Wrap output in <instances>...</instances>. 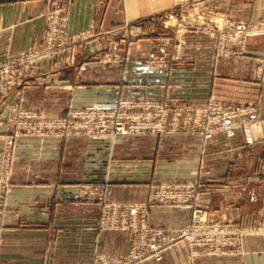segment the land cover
I'll return each mask as SVG.
<instances>
[{
    "label": "crops",
    "instance_id": "0c3cea01",
    "mask_svg": "<svg viewBox=\"0 0 264 264\" xmlns=\"http://www.w3.org/2000/svg\"><path fill=\"white\" fill-rule=\"evenodd\" d=\"M50 1L0 0V60L7 53H18L42 40ZM193 1L213 3L226 16L244 21L257 18L264 4V0ZM173 7L172 0H71L68 31L85 33L87 38L73 45L80 63L70 68L61 63L27 68L4 94L0 93V158L7 140L5 117L13 100L21 108L47 114L121 96L158 97L178 87L188 88L186 93L199 104L210 97L232 103L256 100L261 122L252 129V143L243 134L234 138L220 134L206 144L197 136L147 137L136 143L120 137L112 162L118 164L123 151L131 158L148 155L153 139L159 159L141 164L145 167L142 177L156 178L165 175L160 169L163 155L171 151L170 145H178L181 158L177 162L184 167L176 175L190 176L192 182L200 178V207L214 217L229 221L249 218L264 226V66L260 62L264 41L248 43L243 54L221 56L213 39L193 33L189 35L185 63L175 64L165 56L171 41L159 37L126 41L115 32L125 24L149 30L155 25L152 18ZM105 52H121L127 59L123 66L110 63L103 69L99 62L88 61ZM91 65L93 68H89ZM86 81L92 83L87 85ZM106 145L84 137H51L43 143L33 138L18 141L13 164L15 185L9 197L10 226L0 264H46L51 259L60 264L87 262L94 252L122 253L127 249L126 234L98 231V205L71 199L80 180L69 184L64 179L87 175L86 146H90L88 154L98 158L107 151ZM147 181L114 180L107 186V199L143 202L149 194ZM192 215L193 210L187 207L159 205L151 211L150 219L155 225L185 224ZM140 264H264V233L248 236L242 254L192 256L185 245H177L166 251L163 260Z\"/></svg>",
    "mask_w": 264,
    "mask_h": 264
},
{
    "label": "rangeland",
    "instance_id": "374dc122",
    "mask_svg": "<svg viewBox=\"0 0 264 264\" xmlns=\"http://www.w3.org/2000/svg\"><path fill=\"white\" fill-rule=\"evenodd\" d=\"M172 1L174 6L173 10L150 20L155 24L153 28L151 27V29L149 30H138L136 27L130 24H125L121 28H118L115 32L122 40L126 41H133V39H143L148 37H159L160 40L166 39V41H171V48L168 52H166L165 56L168 59L170 58L167 61H171L175 64L185 63L183 62V60L185 61L184 58L187 57L186 53L188 49L187 43L189 40V35L193 33L201 36H208L210 39H213L216 42L217 52L221 56L243 54L246 51L248 43L259 39L264 41V4L257 18L251 21H244L226 16V14L221 13L217 9L215 4L210 3L211 5H208L206 4V1L187 0L185 1V4L176 3L175 0ZM70 2L71 0H51L49 2L47 12L45 13L46 30L42 40L27 49L21 50L18 53H7L0 60V93L4 94L7 89L13 85V82H16L19 76L23 74L27 68L41 66L42 64L47 63H49L51 66L61 63V65L66 68L78 66L77 64L80 63V58L78 59L77 52L75 53V48L73 47V45L82 40H86L87 38H85V33L70 34L68 31L67 10ZM33 50L37 51L35 52V57H31V55L29 54V52ZM126 59V54L124 55L121 52L117 55L105 52L104 54L99 53L96 56L91 57L90 59H88V61L92 63L99 62L100 64H98V66L103 69L108 68L110 63H115L118 67L123 66ZM260 62L261 67H263L264 55L260 58ZM89 68H93V65H91ZM102 82H108V80H103ZM85 83L88 85L92 82L86 81ZM182 90L185 91L183 92ZM186 92H189L188 88L178 87L176 88V90L171 89L169 91H166V93L162 96L158 97L147 95L121 96L117 99L108 100L105 102H96L92 104L81 105L78 107L70 106L63 112L54 114H47L45 112H42L41 110L27 109L25 107H22V109L33 110L35 112L37 111L44 117L49 119L66 120L72 110L90 106L93 104L113 103L121 100H129L132 98H146L156 101L165 100L172 106L192 107L199 114H202L205 109L204 107L212 102L220 103L225 106H256L259 114L257 124L252 126V128H250V130L248 131H246L244 128H241L235 135L236 137L238 134H243L246 136L249 143H252V140L250 138L252 129L261 122L259 103L256 100L232 103L210 97L203 104H199L188 95L189 93L187 94ZM107 97L110 98V96ZM17 105L20 106V103L17 102V100L15 102L13 100L5 117V135L7 137V140L4 143L3 154L0 158V258L1 249L4 243V236L5 233L8 232L7 229L10 226L8 223V211L10 210L9 197L11 196L12 187L13 185H15L13 182V164L16 159V145L21 138H33L39 141V143H43L45 139L51 138L47 137L40 140L34 135H25L24 131L18 129L16 126V119H18L16 111L19 107ZM192 114L194 117V112ZM184 117H186V114L184 115ZM55 131L61 133L62 129H57ZM180 131L181 133L176 134L157 135L154 133H146L145 135H130L120 137H126L131 142L136 143V140L139 141L138 139L147 137L158 139L161 137L197 136L202 140L203 144H206L215 136L220 134L224 135L227 138H231L224 133H217L211 139L206 140L198 133L195 134L184 132L182 130ZM53 138H58L60 140L67 139V137L65 136H54ZM84 138L90 140L85 136ZM117 140L114 144L109 141L96 140V142H103L107 144V151H102L101 156H98V158L92 153L88 154V152H90V146H86V155H84L86 166L84 173L87 175H85V177L70 176L67 179L66 177L64 179L66 180L65 183L69 184L80 180L78 185L75 186V194L73 193L70 195L71 199L77 203L98 205V231L121 232L126 234L128 237V247L122 253L103 254L100 252H94L90 261L64 264H97V260H99L100 257L104 258L105 256H126L130 254L131 247L134 242V233L132 232V230L116 229L112 228V226H117L118 223L120 224L124 221L127 224L134 222L137 218H134L130 214V208L134 207L135 204L145 205V213L149 214L148 219L146 217L147 223L142 224V214L144 213V209L139 211L137 220L138 222H136V224L141 230L143 226L162 230H168L173 227L180 228L182 230L185 228H191V231L193 233L192 241L182 239L175 245L168 247L167 250L177 245H185L187 251L192 256L223 257L242 254L245 251L246 238L248 236L260 234L262 232L264 233V226L255 223L252 219L244 218L238 221H229L224 217L218 218L216 216H211L208 211L198 205L200 190L199 184H201V182L199 181L200 178H195V180L192 182L190 176L176 175L177 171H180L181 168L184 167L177 162L178 159L181 158L180 149H177L178 145H170L169 148L171 151L165 153L166 155H163L162 160L160 161H163V167L161 166L160 169L163 170L162 173L164 172L165 175L158 176L156 178H148L147 176L142 177V173L144 172L145 167L141 163H144L145 161V163H148V160L159 159L157 156H155L156 151L153 139L148 145V155H134L131 158L129 156L126 157L125 152L123 151V157H118L120 158V162H118V164H114V162L112 161H114V158L117 156L115 150ZM168 142L169 141H167V143ZM173 147H175V150H173ZM99 161H101V164L98 163ZM186 168H189L188 165ZM95 171L97 172L96 176H94ZM113 175L116 176L114 177ZM114 180H131L135 182L148 180L146 182L149 187L147 200L143 202L109 201L106 196V189L108 184L112 183ZM159 205H175L187 207L193 210V215L190 221L185 224L155 225L151 222L150 214L153 208ZM148 214H146V216ZM204 216L207 218V225L201 223L199 224L198 222V219ZM223 226H228L233 229L236 228L237 233L231 236H223L221 232ZM212 227L218 228L216 230H213ZM167 250H165L164 255ZM150 259L156 260L153 257H150L145 261ZM145 261H142L140 263H143ZM46 264L60 263H56L51 259L47 261Z\"/></svg>",
    "mask_w": 264,
    "mask_h": 264
},
{
    "label": "built area",
    "instance_id": "2783aa9c",
    "mask_svg": "<svg viewBox=\"0 0 264 264\" xmlns=\"http://www.w3.org/2000/svg\"><path fill=\"white\" fill-rule=\"evenodd\" d=\"M185 1L187 0H175L179 4H185ZM35 52L37 51L29 52L31 57H35ZM18 107L20 109L16 111L18 115V119L15 118L16 126L24 131L25 135H34L40 140L54 136L67 138L85 136L90 140L109 141L112 144L120 136L145 135L146 133L176 134L181 133L180 130L198 133L206 140L217 133H224L232 138L241 128L250 130L257 124L259 118L256 106H225L212 102L204 107L202 114H199L189 106H172L165 100L156 101L146 98L85 106L72 110L66 120L49 119L37 111L24 110L21 105ZM185 114L186 117H184ZM57 129H62V132H56ZM143 209L142 224H146L149 214L145 213V205L135 204L130 208V214L137 218L134 222L127 224L124 221L117 226H112L116 229L132 230L134 233L130 254L100 257L97 264H137L150 257L162 260L168 247L182 239L192 241L191 228L182 230L173 227L162 230L143 226L141 230L136 222H138L139 211ZM206 219L205 216L200 217L199 224L207 225ZM217 228L212 227L213 230ZM221 232L223 236H231L236 234L237 230L223 226Z\"/></svg>",
    "mask_w": 264,
    "mask_h": 264
}]
</instances>
